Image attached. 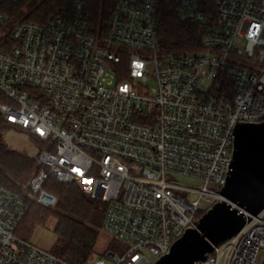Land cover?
I'll use <instances>...</instances> for the list:
<instances>
[{
    "label": "built area",
    "instance_id": "obj_1",
    "mask_svg": "<svg viewBox=\"0 0 264 264\" xmlns=\"http://www.w3.org/2000/svg\"><path fill=\"white\" fill-rule=\"evenodd\" d=\"M162 1L46 22L0 8V116L45 145L20 191L0 185V264H72L15 235L31 203L56 205L51 177L105 202L101 229L128 245L112 264H153L221 199L234 128L264 121V0H170L198 35L181 50L160 46ZM245 216L196 264H264V208Z\"/></svg>",
    "mask_w": 264,
    "mask_h": 264
},
{
    "label": "trees",
    "instance_id": "obj_2",
    "mask_svg": "<svg viewBox=\"0 0 264 264\" xmlns=\"http://www.w3.org/2000/svg\"><path fill=\"white\" fill-rule=\"evenodd\" d=\"M31 1L23 0L15 6L1 1L0 8L14 14L23 3L29 4ZM77 1L84 3L93 14L101 6L110 3V0H40L28 10L23 19L46 22L58 15H70ZM158 32L160 46L164 50H181L198 44L195 27L178 21L174 4L170 0H163L160 4ZM6 126L7 123L0 116V129ZM0 141V185L20 191V184L23 185L35 172V163L25 151L8 147L1 136ZM45 188L56 195L55 208L31 203L15 235L30 241L36 227L44 226L49 217H54L56 241L51 246L52 251L72 264H90L101 235L105 206L78 187L57 182L52 177L47 180Z\"/></svg>",
    "mask_w": 264,
    "mask_h": 264
},
{
    "label": "water",
    "instance_id": "obj_3",
    "mask_svg": "<svg viewBox=\"0 0 264 264\" xmlns=\"http://www.w3.org/2000/svg\"><path fill=\"white\" fill-rule=\"evenodd\" d=\"M234 149L221 199L199 210L196 227H189L170 251L153 264H196L245 224V213L264 208V121L234 128Z\"/></svg>",
    "mask_w": 264,
    "mask_h": 264
},
{
    "label": "rangeland",
    "instance_id": "obj_4",
    "mask_svg": "<svg viewBox=\"0 0 264 264\" xmlns=\"http://www.w3.org/2000/svg\"><path fill=\"white\" fill-rule=\"evenodd\" d=\"M39 1L40 0H32L29 4L23 3L19 7V9L15 11L14 15L16 14L15 16L21 17V18L25 17V14L28 12V10L31 7H33L35 4H37ZM149 86L152 87L153 83L150 82ZM0 136H1L2 141L8 147L21 150V151H25L29 157L35 154L38 149L44 148L45 146L43 142L39 141L37 138L30 135L28 132L22 129L16 128L14 126H11L9 124H7L5 128L0 129ZM172 179L176 183L189 185V186H197L199 184L198 181L185 178L179 175H174ZM66 185H74L78 187L75 184H66ZM20 186L22 188V184H20ZM78 188L86 192L84 189L80 187ZM101 203L103 204V206H106L105 202L101 201ZM55 206L53 207L55 208ZM55 223H56V219L54 217H49L44 226L36 227V229L34 230L32 234V237L30 238V242H32L33 244L41 248L52 251L51 246L56 241V236H55V233L53 232ZM127 247L128 245L125 242H123L122 240L116 239L111 234H108L102 230L101 235L96 244V252L94 253L93 261L95 259L101 258L106 263L112 264L111 259L103 256L104 252L108 249H111L113 251L114 250L117 251L119 254H122L126 251ZM92 262L90 264H92Z\"/></svg>",
    "mask_w": 264,
    "mask_h": 264
}]
</instances>
